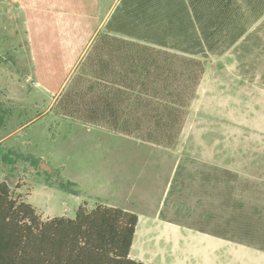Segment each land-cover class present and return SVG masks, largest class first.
Wrapping results in <instances>:
<instances>
[{
  "label": "rangeland",
  "instance_id": "1",
  "mask_svg": "<svg viewBox=\"0 0 264 264\" xmlns=\"http://www.w3.org/2000/svg\"><path fill=\"white\" fill-rule=\"evenodd\" d=\"M94 1L85 0L82 7L71 6L76 0H0V180L13 188L19 182L15 192L42 219L73 218L79 205L121 206L116 204L141 188L142 171L153 168L154 157L163 153L58 113L57 100L78 67L64 81L72 59L55 60L56 48L30 53L27 47L35 33L73 30L77 23L88 35L112 0H98V10ZM263 45L252 37L238 50L202 57L205 72L180 139L212 147V156L222 162L254 163L235 164L237 172L264 174V165L257 164L264 161V100L254 88L241 93L230 80L245 77L264 90Z\"/></svg>",
  "mask_w": 264,
  "mask_h": 264
},
{
  "label": "trees",
  "instance_id": "2",
  "mask_svg": "<svg viewBox=\"0 0 264 264\" xmlns=\"http://www.w3.org/2000/svg\"><path fill=\"white\" fill-rule=\"evenodd\" d=\"M263 15L264 0H119L57 112L172 149L205 72L202 57L249 43ZM20 186L0 180V264H145L128 257L134 212L98 203L79 205L73 218L42 219L15 192ZM231 233L256 242L249 231Z\"/></svg>",
  "mask_w": 264,
  "mask_h": 264
},
{
  "label": "crops",
  "instance_id": "3",
  "mask_svg": "<svg viewBox=\"0 0 264 264\" xmlns=\"http://www.w3.org/2000/svg\"><path fill=\"white\" fill-rule=\"evenodd\" d=\"M118 1L112 0L106 6L86 36L81 33L85 29L82 23L74 24L73 30L35 33L30 38L36 40L27 41L30 53L56 48L52 51L60 56L55 60L72 59L67 81L104 29ZM76 2L71 6L86 5L85 0ZM94 2L98 10L100 1ZM82 16L88 14L82 12ZM248 33L264 40V15ZM244 79L230 80L241 93H251L254 88L264 100V90ZM182 133L172 149L147 143L163 153L156 154L153 168L142 171L141 188H133L121 204H116L138 217L128 257L145 264H264V174L237 172L235 164L254 163L222 162L212 156V147L181 143ZM206 149L208 154L202 152ZM257 164L264 165V161ZM251 222L259 224L251 226ZM234 230L249 231L256 242L239 240L231 233Z\"/></svg>",
  "mask_w": 264,
  "mask_h": 264
}]
</instances>
